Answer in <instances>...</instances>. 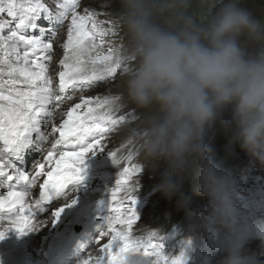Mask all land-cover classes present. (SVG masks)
Instances as JSON below:
<instances>
[{
  "label": "clouds",
  "instance_id": "1",
  "mask_svg": "<svg viewBox=\"0 0 264 264\" xmlns=\"http://www.w3.org/2000/svg\"><path fill=\"white\" fill-rule=\"evenodd\" d=\"M119 3L118 55L127 70L117 107L139 113L125 132L138 145L141 168L165 162L159 190L170 197L180 189V175L198 167L196 191L210 209L202 226L224 253L219 264H259L244 246L252 235L264 242V222L241 219L233 178L208 155L205 135L230 108L234 141L264 166V17L241 0H220L206 16L191 11V0ZM192 251L191 240L182 241L171 264H188ZM116 264L156 261L132 248L119 252ZM198 264H213L212 257L202 254Z\"/></svg>",
  "mask_w": 264,
  "mask_h": 264
},
{
  "label": "snow or ice",
  "instance_id": "2",
  "mask_svg": "<svg viewBox=\"0 0 264 264\" xmlns=\"http://www.w3.org/2000/svg\"><path fill=\"white\" fill-rule=\"evenodd\" d=\"M111 3L115 0H0V190L7 189L0 194V213L9 217L8 226L0 223V239L9 230L18 235L36 230L43 224L38 221L41 213L50 212L54 224L64 207L76 203L68 200L66 189L79 184L86 157L104 152L122 168L115 187L107 190L106 204L100 202L107 214L101 217L99 235L108 242L101 248L103 255L81 264H116L118 253L132 248L152 256L156 264H171L163 243L153 242L156 233L133 232L138 217L131 181L141 171L131 163L133 152L124 155V144L109 151L105 144L132 114H119L114 85L107 94L83 95L127 70L119 48L105 39L118 34L113 14L98 10ZM5 13L8 19L2 18ZM60 29H65L62 42ZM57 48L63 52L58 69L50 67ZM69 91L81 94L80 103L63 110L73 99ZM29 151L42 154L31 172L21 166ZM37 184L39 195L30 200ZM61 198L66 202L52 210Z\"/></svg>",
  "mask_w": 264,
  "mask_h": 264
},
{
  "label": "rangeland",
  "instance_id": "3",
  "mask_svg": "<svg viewBox=\"0 0 264 264\" xmlns=\"http://www.w3.org/2000/svg\"><path fill=\"white\" fill-rule=\"evenodd\" d=\"M241 2L243 4V6H245L248 9H250L251 11H253L257 16L264 17V0H241ZM219 3H220V0H191V11L195 12L196 14H198L200 16H206L211 11H213L215 9V7L218 6ZM104 10L107 11L108 13H110V14H113L116 17V22H117L118 18H119V11H120L119 0H115V3H111ZM117 24H118V22H117ZM118 27H119V29H122L119 24H118ZM118 84L119 85L121 84V80H120V82H118ZM222 118H226L227 122H228V125H231L233 127V124L231 123V109L227 108V109H225L223 111L221 116L211 126V128H209L206 131L205 142L209 143L210 139H208V138H210L213 135L218 134L219 139L217 137L213 136V139H211V141L213 142L214 140L215 141L221 140V142L225 146V144L227 143V141L229 139H228V137L224 136V134L222 132H220L219 125H220V121H221ZM226 133H228V132H226ZM221 148H222V146L212 147L210 149V153L215 152V151H219V150H221ZM239 150L240 149H238V151ZM240 151H241V153L245 154V163L244 164L245 165H249L250 163H247V161L250 162V160H252V158L245 151H243L242 149ZM241 161L243 162V158L241 159ZM236 166H237L236 168L238 169L239 168L238 163H237ZM252 166L254 167V170H256L258 168H261L264 171V166H261L258 162L253 161L252 162ZM166 170H167V165L163 161H160L157 164V166L154 167V168L148 167L147 173H146V176H148V177H147V179H144V183H147L149 185L150 184H154V183L155 184L156 183H160L161 184L163 174L166 172ZM240 172H242V174L245 175V176L249 174L247 167H244V169L243 168L240 169ZM188 173H189V177L195 176V179L197 180L199 169L198 170H192L190 172H186V173H183V174L185 175V174H188ZM176 178L177 177H175V176L173 177V179H176ZM180 179H182L181 176H180ZM193 187L194 186L190 185L188 189L192 190ZM159 191L160 190H159V186H158L156 196L158 198H160L161 201H162V205L154 208L156 210V212H157V216L158 217L162 216L161 215V211L163 209L168 210L169 205H170V204H168L170 202L169 196H167L162 191L159 193ZM172 196H174V195H172ZM178 201L182 205V203L180 202V199H178ZM154 205L155 204H152V207H150V208H153Z\"/></svg>",
  "mask_w": 264,
  "mask_h": 264
},
{
  "label": "bare ground",
  "instance_id": "4",
  "mask_svg": "<svg viewBox=\"0 0 264 264\" xmlns=\"http://www.w3.org/2000/svg\"><path fill=\"white\" fill-rule=\"evenodd\" d=\"M113 85H114V86L111 87V91H112V92H121V88H120V85H119L118 83L115 82ZM109 87H110V85H108V86L105 88L106 91H108ZM97 153H99V152H97ZM175 215H176V212H169L168 214H164V217H171V218H173ZM162 222H166V220H162ZM210 242L214 244L216 241H214V240L212 239ZM198 259H199V257H196V258H195V260H198Z\"/></svg>",
  "mask_w": 264,
  "mask_h": 264
}]
</instances>
